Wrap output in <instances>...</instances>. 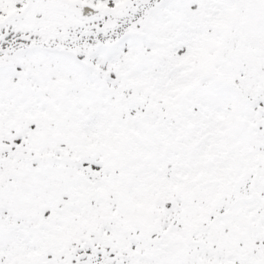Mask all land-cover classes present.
<instances>
[{
    "label": "snow or ice",
    "instance_id": "6c2138e0",
    "mask_svg": "<svg viewBox=\"0 0 264 264\" xmlns=\"http://www.w3.org/2000/svg\"><path fill=\"white\" fill-rule=\"evenodd\" d=\"M0 264H264V0H0Z\"/></svg>",
    "mask_w": 264,
    "mask_h": 264
}]
</instances>
